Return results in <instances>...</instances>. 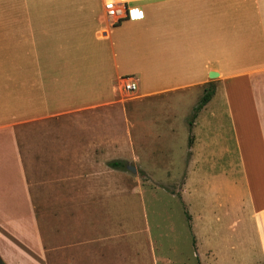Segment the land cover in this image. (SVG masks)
<instances>
[{"label":"crops","instance_id":"crops-1","mask_svg":"<svg viewBox=\"0 0 264 264\" xmlns=\"http://www.w3.org/2000/svg\"><path fill=\"white\" fill-rule=\"evenodd\" d=\"M107 1L0 0L3 263L105 264L110 244L132 243V229L109 221L111 213L77 215L76 171L109 165L110 152L133 146L130 116L152 130L139 112L149 98L214 83L245 168L255 256L264 264V0H116L144 12L119 23L106 16ZM132 75L137 91L125 98ZM96 214L106 225L93 250L98 228L87 219Z\"/></svg>","mask_w":264,"mask_h":264},{"label":"rangeland","instance_id":"rangeland-1","mask_svg":"<svg viewBox=\"0 0 264 264\" xmlns=\"http://www.w3.org/2000/svg\"><path fill=\"white\" fill-rule=\"evenodd\" d=\"M207 87L146 100L139 112L154 128L142 131V123L136 127L130 116L133 146L108 154L109 161L124 160V167L76 171L77 215L104 211L111 213L109 221L120 220L126 231L132 229V243H109L105 264H257L251 193L222 90L193 117ZM166 124L170 136L164 135ZM105 218L96 214L87 219L98 228L93 250ZM80 219L85 220L84 214Z\"/></svg>","mask_w":264,"mask_h":264},{"label":"built area","instance_id":"built-area-1","mask_svg":"<svg viewBox=\"0 0 264 264\" xmlns=\"http://www.w3.org/2000/svg\"><path fill=\"white\" fill-rule=\"evenodd\" d=\"M106 16L112 23H119L120 21L131 19H142L144 12L139 7H130L124 1L109 0L105 3ZM137 84L131 76L124 78L122 90L126 93L135 91Z\"/></svg>","mask_w":264,"mask_h":264},{"label":"trees","instance_id":"trees-1","mask_svg":"<svg viewBox=\"0 0 264 264\" xmlns=\"http://www.w3.org/2000/svg\"><path fill=\"white\" fill-rule=\"evenodd\" d=\"M214 92H215V84L210 83L209 87H207V89L205 90V93L203 97L201 98L200 102L195 107V113L193 115L194 118H196L198 111L201 110L208 103V101L211 99ZM191 123H193V121H191ZM109 165L113 168L119 169V168L124 167L125 163H124V160H114V161H111ZM0 264H4L1 257H0Z\"/></svg>","mask_w":264,"mask_h":264},{"label":"water","instance_id":"water-1","mask_svg":"<svg viewBox=\"0 0 264 264\" xmlns=\"http://www.w3.org/2000/svg\"><path fill=\"white\" fill-rule=\"evenodd\" d=\"M128 169H130L133 172H136V168L134 166L128 165Z\"/></svg>","mask_w":264,"mask_h":264}]
</instances>
